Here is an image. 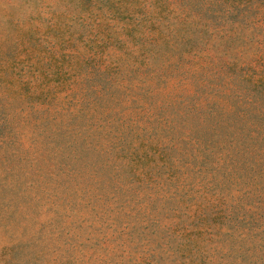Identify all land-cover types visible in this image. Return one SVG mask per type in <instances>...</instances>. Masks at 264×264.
<instances>
[{"label": "rangeland", "instance_id": "374dc122", "mask_svg": "<svg viewBox=\"0 0 264 264\" xmlns=\"http://www.w3.org/2000/svg\"><path fill=\"white\" fill-rule=\"evenodd\" d=\"M0 264H264V0H0Z\"/></svg>", "mask_w": 264, "mask_h": 264}]
</instances>
